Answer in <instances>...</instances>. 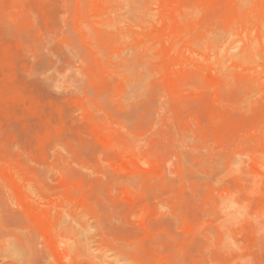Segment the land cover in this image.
Instances as JSON below:
<instances>
[{
  "label": "rangeland",
  "instance_id": "1",
  "mask_svg": "<svg viewBox=\"0 0 264 264\" xmlns=\"http://www.w3.org/2000/svg\"><path fill=\"white\" fill-rule=\"evenodd\" d=\"M260 4L0 0V264H264Z\"/></svg>",
  "mask_w": 264,
  "mask_h": 264
},
{
  "label": "bare ground",
  "instance_id": "2",
  "mask_svg": "<svg viewBox=\"0 0 264 264\" xmlns=\"http://www.w3.org/2000/svg\"><path fill=\"white\" fill-rule=\"evenodd\" d=\"M174 4H175V3H174ZM97 5H98V4H97ZM97 5H95V8L98 7ZM96 6H97V7H96ZM257 6H258V7L262 6V8H259L258 11H257V9H256V11H254V13L257 12L256 14H258L259 17H261V18L264 17V7H263L264 4H263V5L260 4V5H257ZM257 6H256V8H257ZM99 9H101V8H99ZM140 9H141V8H140ZM171 9H172V7H171ZM171 9H170V10H171ZM189 9H190V8H189ZM102 10H103V8H102ZM102 10H101V11H102ZM104 10H105V9H104ZM254 10H255V7H254ZM97 12H98V11H97ZM101 13H102V12H101ZM177 13H178V12H177ZM186 13H188V11H187ZM174 14H175V13H174ZM235 15H236V14L234 13L233 16H235ZM253 15H254V14H253ZM176 16H177V15H176ZM178 17H179V16H178ZM178 17H177V18H178ZM188 17H189V16H188ZM181 18H183V17H181ZM246 18H247V17H246ZM178 19H179V18H178ZM229 19H230V18H229ZM237 20H243V19L237 18V19H234L233 21H231V23L233 24V23H235ZM247 20H248V18H247ZM107 21L109 22V20H107ZM227 22H228V21H227ZM245 22H246V21H245ZM251 22H252V21H251ZM102 23H105V21L102 22ZM249 23H250V22H249ZM108 24H110V23H108ZM111 24H112V23H111ZM226 24H227V23H226ZM233 25H234V27H236L235 24H233ZM237 25H238V24H237ZM100 26H102V24H101ZM107 26H108V25H107ZM229 26H230V25H229ZM241 26H242V25H241ZM255 26H256V25H255ZM104 27H105V25H104ZM190 27H191V26H189L188 28H190ZM239 27H240V24H239ZM251 27H252V26H251ZM229 28H230V27H228V29H229ZM262 28H263V27H262ZM108 29H109V28H108ZM113 29H114V28H113ZM117 29H118V28H117ZM119 29H121V28H119ZM177 29H178V28H177ZM179 29H180V28H179ZM239 29H241V27H240ZM234 30H235V29H234ZM262 30H263V29H262ZM246 31H247V28H246ZM248 31H249V30H248ZM225 32H226V31H224V33H225ZM259 32H261V30H260ZM120 33H121V32H120ZM141 33H142V32H141ZM221 33H223V32H221ZM224 33H223V35H224ZM255 33L258 34V32H255ZM109 34H110V33H109ZM121 34H122V33H121ZM135 34H136V33H135ZM138 34H139V32H138ZM242 34H244V32H243ZM256 34H255V36H252V33H251V35H249V36H250V37L252 36L253 39H254V37H255V38H256V41H257V39L260 38V37L263 35V34L261 33V34H260L261 36L259 37V36H257ZM208 35L210 36V35H211V32H210V34H208ZM213 35H214V34H213ZM220 35H221V36H218V37H222V36H223L222 34H220ZM230 35H231V34H230ZM126 36H127V35H126ZM136 36L138 37V35H136ZM215 36H216V33H215V35L213 36V39L215 38ZM232 36H233V35H232ZM235 36H236V38H238L239 36L242 37L241 34H240V30H235V32H234V37H235ZM237 36H238V37H237ZM244 36H245V34H244ZM256 36H257V37H256ZM137 37H136V39H138ZM201 37H202V36H201ZM204 37H205V36H204ZM240 37H239V38H240ZM252 37H251V38H252ZM106 38H107V37H106ZM132 38H133V37H132ZM186 38H187V37H185L184 39L186 40ZM202 38H203V37H202ZM119 39H120V38H119ZM203 39H204V38H203ZM213 39H212V40H213ZM216 39H218V38H216ZM216 39H215V40H216ZM220 39H221V38H220ZM220 39H218V40H220ZM240 39H241V38H240ZM244 39L246 40V38H244ZM127 40H128V39H127ZM187 40H188V38H187ZM204 40H205V39H204ZM208 40H209V39H208ZM229 40H230V39H229ZM233 40H234V39H233ZM233 40H232V41H233ZM258 40H259V39H258ZM122 41H123V40H122ZM143 41H144V40H143ZM205 41H206V40H205ZM253 41H254V40H253ZM253 41H252V42H253ZM259 41H260V40H259ZM259 41H257V42L259 43ZM263 41H264V40H263ZM126 42H127V41H126ZM146 42H147V40H146ZM216 42H217V40H216ZM227 42H228V40H227ZM257 42H256V43H257ZM178 43L180 44V42H178ZM206 43H207V42H206ZM224 43H225V42H224ZM228 43H229V42H228ZM242 43H243V42H242ZM245 43H246V42H245ZM256 43H255V44H256ZM258 43H257V44H258ZM118 44H119V42H118ZM124 44H125V43H124ZM134 44H136V43H134ZM138 44H139V43H138ZM142 44H143V43H142ZM200 44H201V42H200ZM207 44H208V43H207ZM210 44H213L214 46L216 45L214 40H213V43H212L211 40H210ZM225 44H226V43H225ZM252 44H254V43H251V44H249V46H247V50H248V52H250V54H251L252 50L255 51V48L252 49V47L250 46V45H252ZM263 44H264V43H263ZM120 45H121V44H120ZM180 45H181V44H180ZM219 45H220V43H219ZM123 46H124V45H123ZM141 46H142V45H141ZM197 46H198V45H197ZM197 46H196V45H195V46L193 45V47H197ZM214 46H212V47H214ZM252 46H253V45H252ZM117 47H118V46H117ZM151 47H152V46H151ZM200 47H201V46H200ZM207 47H210V46L207 45ZM222 47H224V46H222ZM227 47H228V46H227ZM255 47H256V46H255ZM258 47H259V45L257 46V48H258ZM110 48L112 49V47H110ZM118 48H119V47H118ZM197 48H198V47H197ZM197 48H196V49H197ZM210 48H211V47H210ZM219 48H221V47H219ZM225 48H226V47H225ZM257 48H256V49H257ZM113 49H114V47H113ZM125 49H126V47H125ZM136 49L138 50V48H136ZM139 49H140V47H139ZM147 49H148V48H147ZM186 49H187V48H186ZM215 49H216V47H215ZM222 49H223V48H222ZM114 50H115V49H114ZM143 50H144V49H143ZM178 50H179V49H178ZM188 50H189V49H188ZM200 50H202V49L200 48ZM212 50H213V49H212ZM121 51H122V50H121ZM141 51H142V50H141ZM147 51H148L147 53H150V52H149L150 50H147ZM174 51H175V50H174ZM184 51H185V50H184ZM184 51H183V48H182L181 55H182V52H184ZM218 51H219V50H218ZM220 51H221V50H220ZM220 51H219V52H220ZM114 52H116V50H115ZM185 52H186V51H185ZM185 52H184V53H185ZM219 52H218V54H219ZM248 52H247V53H248ZM263 52H264V51H263ZM133 53H134V52H133ZM142 53H143V52H142ZM196 53H197V56H198V55H199L198 52H196ZM257 53H258V52H257ZM115 54H117V52H116ZM118 54H119V53H118ZM121 54H122V53H121ZM131 54H132V53H131ZM177 54H178V53H177ZM186 54H187V53H186ZM203 54H204V53H203ZM262 54H264V53H262ZM122 55L124 56L125 53L122 54ZM122 55H120V56H122ZM174 55H175V54H174ZM192 55H194V54H192ZM192 55H190V56H192ZM200 55H201V53H200ZM200 55H199V57H202V56H200ZM204 55H205V54H204ZM212 55H213V54H212ZM214 55H215V54H214ZM98 56H99V55H98ZM113 56H114V55H113ZM123 56H122V57H123ZM216 56H219V55H216ZM220 56H221V55H220ZM220 56H219V57H220ZM222 56H223V55H222ZM248 56H249V55H248ZM255 56H258L257 58H259V55H255ZM126 57H127V56H126ZM147 57H149V56H147ZM174 57H175V56H173V58H174ZM181 57H182V56H180V58H181ZM204 57H205V56H204ZM106 58H107V57H106ZM176 58H177V57H176ZM195 58H196V57H195ZM242 58H243V57H242ZM242 58H241V60H242ZM114 59H115V58H114ZM138 59H140V58H138ZM181 59H182V58H181ZM184 59H185V57H184ZM184 59H183V60H184ZM200 59H201V58H200ZM210 59H211V58H210ZM249 59H251V58H249ZM252 59H253V58H252ZM95 60H97V59H95ZM102 60H103V58H102ZM185 60H186V59H185ZM195 60H196V59H195ZM239 60H240V59H239ZM243 60H244V59H243ZM245 60H246V59H245ZM198 61L201 62V60H198ZM205 61H206V60H205ZM258 61H259V60H258ZM260 61L262 62V60H260ZM125 62H126V61H125ZM192 62H193V61H192ZM213 62H214V60H213ZM129 63H130V62H129ZM147 63H148V62H147ZM96 64H97V62H96ZM109 64H111V63H109ZM205 64H206V63H205ZM211 64H212V61H211ZM138 65H141V64H138ZM142 65H143V64H142ZM147 65H149V64H147ZM98 66H99V65H98ZM128 66H129V64L127 65V67H128ZM191 66H192V65H191ZM191 66H190V67H191ZM199 66H200V65H199ZM213 66H214V65H213ZM233 66H234V65H233ZM233 66H232V68H233ZM132 67H133V66H132ZM144 67H145V66H144ZM197 67H198V66H197ZM239 67H240V66H239ZM258 67H259V66H258ZM140 68L142 69V67H140ZM256 68H257V67H256ZM125 69H126V67H125ZM128 69H132V68L130 67V68H128ZM144 69H145V68H144ZM257 69H258V68H257ZM97 70H99V72H100V70H101L100 67H99ZM132 70H133V69H132ZM146 70H147V69H146ZM212 70H213V69H212ZM253 70H255V67H254ZM259 70H261V68H259ZM259 70H258V71H259ZM133 71H134V70H133ZM141 71H142V70H141ZM198 71H199V70H198ZM247 71H248V69H247ZM258 71H257V72H258ZM139 72H140V71H139ZM209 72H210V71H209ZM250 72H251V71H250ZM255 72H256V71H255ZM259 72H260V71H259ZM259 72H258V73H259ZM262 72H263V70H262ZM262 72H261L260 74H262ZM101 73H102V72H101ZM135 73L137 74V70L135 71ZM228 73H229V72H228ZM252 73H253V72H252ZM127 74H128V73H127ZM129 74H130V73H129ZM129 74H128V75H129ZM204 74H205V72H204ZM226 74H227V72H226ZM253 74L255 75V73H253ZM263 74H264V72H263ZM130 75H131V74H130ZM140 75H141V74H140ZM256 75H257V74H256ZM132 76H133V75H131L130 77H129V76H127V77H129L130 79H133ZM226 76H227V75H226ZM252 76H253V75H252ZM260 76H261V75H260ZM262 76H264V75H262ZM262 76L260 77V79L262 78ZM220 77L222 78V76H220ZM224 77H225V76H224ZM228 77H229V76H228ZM230 77H233V76H230ZM230 77H229V79H233V78H230ZM250 78L252 79V77H250ZM141 79H142V77H141ZM223 79H224V78H223ZM225 79H226V78H225ZM225 79H224V80H225ZM260 79H258V80H260ZM133 80H134V79H133ZM142 80H143V79H142ZM226 80H228V79H226ZM263 80H264V77H263ZM263 80L261 79V81H263ZM124 81H125V79H124ZM131 81H132V80H131ZM131 81H130V82H131ZM137 81H138V80H137ZM137 81H136V84H139ZM230 81H231V80H230ZM225 82H226V81H225ZM225 82H224V83H225ZM119 83H120V82H119ZM125 83H126V86H127V85H128V84H127L128 82L125 81ZM218 83H219V82H218ZM262 83H263V82H262ZM139 85H140V84H139ZM141 86H142V84H141ZM263 86H264V85H263ZM134 87H135V86H134ZM227 87H228V86H227ZM132 88H133V87H132ZM135 88H136V87H135ZM139 88H140V86H139ZM125 89L128 90L127 88H125ZM130 89H131V88H130ZM136 89H138V88H136ZM22 188H23V187H22Z\"/></svg>",
  "mask_w": 264,
  "mask_h": 264
}]
</instances>
